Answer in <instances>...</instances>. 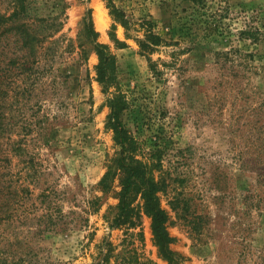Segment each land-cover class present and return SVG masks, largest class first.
Returning <instances> with one entry per match:
<instances>
[{
	"label": "rangeland",
	"instance_id": "rangeland-1",
	"mask_svg": "<svg viewBox=\"0 0 264 264\" xmlns=\"http://www.w3.org/2000/svg\"><path fill=\"white\" fill-rule=\"evenodd\" d=\"M114 1L128 30L107 0H0V264H92L98 243L125 237L107 221L121 174L98 186L120 147L93 37L115 55L127 123L163 149L176 262L143 212L140 251L158 264H264V40L237 36L247 21L264 30V0ZM150 23L166 39L151 59L138 43Z\"/></svg>",
	"mask_w": 264,
	"mask_h": 264
},
{
	"label": "trees",
	"instance_id": "trees-1",
	"mask_svg": "<svg viewBox=\"0 0 264 264\" xmlns=\"http://www.w3.org/2000/svg\"><path fill=\"white\" fill-rule=\"evenodd\" d=\"M107 7L115 22L122 24L127 30L131 27V21L124 9L120 8L114 0H107ZM202 7V8H200ZM206 5L194 8L192 15L202 12ZM205 11V10H203ZM116 24H113V29ZM88 34H96L91 24L87 27ZM3 29L0 31V43ZM237 36L241 40H251L252 43H260L264 40V30L261 25L247 21L240 29ZM95 42L99 62L97 64L98 80L103 84L104 90L110 92L108 98L110 107L108 124L114 131V139L120 149L118 154L109 159L107 170L98 183L102 190H109L118 174H121L122 189L119 193L117 211L111 218H107L109 227L123 229L125 237L118 244L112 240H103L97 247L99 252L93 258L92 264H158L152 258L140 251L136 240H141V231L137 228L141 225V213L143 212L151 219V229L154 241L158 245L161 255L172 262H176L174 252L170 244L173 237L168 230L169 211L162 204L160 192L163 181L158 174L163 169V149L159 140L154 141L147 147L142 145L141 140L135 135L133 129L127 123L125 114L130 107L127 95L117 87L116 82V58L109 50L108 45ZM116 41L123 46L124 42L116 37ZM166 39L153 29L149 24L145 37L138 39L142 52L151 59L152 53L164 45ZM254 57V53L249 54ZM264 59V54L262 53ZM156 69V67H153ZM157 70V69H156ZM146 149V153L141 151ZM142 154V155H141ZM0 181V195L4 194V184ZM137 194L142 198V209L135 203ZM90 206L93 204L90 203Z\"/></svg>",
	"mask_w": 264,
	"mask_h": 264
},
{
	"label": "bare ground",
	"instance_id": "bare-ground-1",
	"mask_svg": "<svg viewBox=\"0 0 264 264\" xmlns=\"http://www.w3.org/2000/svg\"><path fill=\"white\" fill-rule=\"evenodd\" d=\"M102 26V25H101Z\"/></svg>",
	"mask_w": 264,
	"mask_h": 264
}]
</instances>
